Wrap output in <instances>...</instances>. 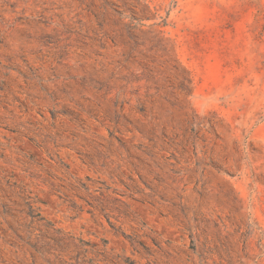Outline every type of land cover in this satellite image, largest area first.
<instances>
[{
  "label": "rangeland",
  "instance_id": "rangeland-1",
  "mask_svg": "<svg viewBox=\"0 0 264 264\" xmlns=\"http://www.w3.org/2000/svg\"><path fill=\"white\" fill-rule=\"evenodd\" d=\"M0 264H264V0H0Z\"/></svg>",
  "mask_w": 264,
  "mask_h": 264
},
{
  "label": "trees",
  "instance_id": "trees-1",
  "mask_svg": "<svg viewBox=\"0 0 264 264\" xmlns=\"http://www.w3.org/2000/svg\"><path fill=\"white\" fill-rule=\"evenodd\" d=\"M88 181L91 182L90 179H88ZM73 188L77 192H85L86 194L90 193V188L86 184H84L82 182H79V185L77 187H73ZM89 197H91V195Z\"/></svg>",
  "mask_w": 264,
  "mask_h": 264
}]
</instances>
